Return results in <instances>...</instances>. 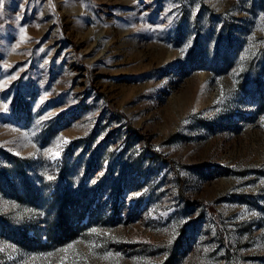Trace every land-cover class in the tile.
<instances>
[{
    "label": "rangeland",
    "instance_id": "rangeland-1",
    "mask_svg": "<svg viewBox=\"0 0 264 264\" xmlns=\"http://www.w3.org/2000/svg\"><path fill=\"white\" fill-rule=\"evenodd\" d=\"M0 264H264V0H0Z\"/></svg>",
    "mask_w": 264,
    "mask_h": 264
},
{
    "label": "snow or ice",
    "instance_id": "snow-or-ice-1",
    "mask_svg": "<svg viewBox=\"0 0 264 264\" xmlns=\"http://www.w3.org/2000/svg\"><path fill=\"white\" fill-rule=\"evenodd\" d=\"M49 151H51V150H49ZM54 155H59V153L57 152V153H55ZM48 178H49V179H52V177H48ZM93 231H96V230H93ZM72 247H73V245H69V246H68L69 249H71ZM61 251L66 252V251H68V249H61ZM108 255L111 256L112 254L109 253Z\"/></svg>",
    "mask_w": 264,
    "mask_h": 264
}]
</instances>
